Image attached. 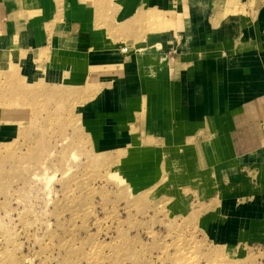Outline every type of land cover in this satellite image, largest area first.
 Listing matches in <instances>:
<instances>
[{
	"label": "rangeland",
	"instance_id": "obj_1",
	"mask_svg": "<svg viewBox=\"0 0 264 264\" xmlns=\"http://www.w3.org/2000/svg\"><path fill=\"white\" fill-rule=\"evenodd\" d=\"M212 19L219 46L251 49L243 57L264 75V0H215ZM40 65L27 60L28 80L16 86L17 72L0 76V108L23 111L0 131V264H264V166L226 171L204 131L166 147L171 164L180 153L184 166L154 173L144 161L162 147L158 128L137 147L97 151L80 89ZM178 171L186 179L180 217L169 214L178 203L170 180L135 191L126 179Z\"/></svg>",
	"mask_w": 264,
	"mask_h": 264
},
{
	"label": "crops",
	"instance_id": "obj_2",
	"mask_svg": "<svg viewBox=\"0 0 264 264\" xmlns=\"http://www.w3.org/2000/svg\"><path fill=\"white\" fill-rule=\"evenodd\" d=\"M214 4L215 0H0V76L17 72L10 83H24L27 60L64 72L63 85L80 89L81 121L86 133L96 138L97 151L137 147L158 128L162 147L144 161L153 173L166 163L184 166L180 153L171 164L166 147L171 141L180 146L186 136L201 131L214 140L221 152L215 164L225 162L226 171L264 166V75L243 57L254 55L251 49L219 46ZM143 40L147 46L142 47ZM19 108H0L2 136L20 123L11 120L22 115ZM148 124L151 129H144ZM170 178L126 177L135 191L170 180L168 197L176 196L178 203L169 214L180 217V199H185L181 184L186 179L179 171ZM175 185L181 190H173Z\"/></svg>",
	"mask_w": 264,
	"mask_h": 264
},
{
	"label": "bare ground",
	"instance_id": "obj_3",
	"mask_svg": "<svg viewBox=\"0 0 264 264\" xmlns=\"http://www.w3.org/2000/svg\"><path fill=\"white\" fill-rule=\"evenodd\" d=\"M153 14V13H152ZM156 14H158V13H156ZM157 16H159V14L157 15ZM157 16H155V17H157ZM162 16V15H161ZM150 17V16H149ZM151 18H153V17H151ZM156 19V18H155ZM159 19V18H158Z\"/></svg>",
	"mask_w": 264,
	"mask_h": 264
}]
</instances>
